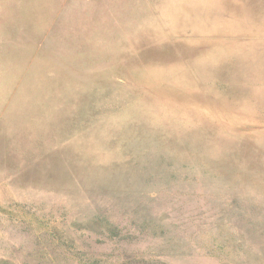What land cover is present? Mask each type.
<instances>
[{"label":"rangeland","instance_id":"374dc122","mask_svg":"<svg viewBox=\"0 0 264 264\" xmlns=\"http://www.w3.org/2000/svg\"><path fill=\"white\" fill-rule=\"evenodd\" d=\"M0 264H264V0H0Z\"/></svg>","mask_w":264,"mask_h":264}]
</instances>
